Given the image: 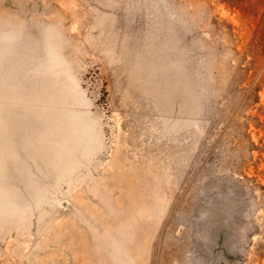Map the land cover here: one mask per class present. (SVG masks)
<instances>
[{
	"label": "rangeland",
	"instance_id": "1",
	"mask_svg": "<svg viewBox=\"0 0 264 264\" xmlns=\"http://www.w3.org/2000/svg\"><path fill=\"white\" fill-rule=\"evenodd\" d=\"M0 264H264V0H0Z\"/></svg>",
	"mask_w": 264,
	"mask_h": 264
}]
</instances>
